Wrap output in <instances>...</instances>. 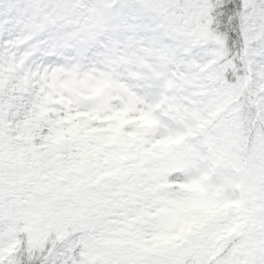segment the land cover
<instances>
[{"label":"snow or ice","instance_id":"obj_1","mask_svg":"<svg viewBox=\"0 0 264 264\" xmlns=\"http://www.w3.org/2000/svg\"><path fill=\"white\" fill-rule=\"evenodd\" d=\"M0 264H264V0H0Z\"/></svg>","mask_w":264,"mask_h":264}]
</instances>
